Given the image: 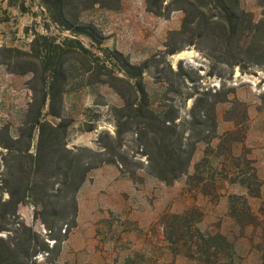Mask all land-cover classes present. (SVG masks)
<instances>
[{
	"label": "rangeland",
	"instance_id": "374dc122",
	"mask_svg": "<svg viewBox=\"0 0 264 264\" xmlns=\"http://www.w3.org/2000/svg\"><path fill=\"white\" fill-rule=\"evenodd\" d=\"M239 2L256 21L264 19V0ZM182 18L179 11L158 17L145 0H122L117 9L96 7L82 15L104 34L102 48L148 66L144 84L152 105L168 118L178 117L185 147L196 145V151L188 175L165 183L149 175L139 143L126 135L125 168L139 170L142 180L132 181L117 165L92 171L78 193V214L67 221L68 232L52 234L64 240L58 255L31 199L21 204L22 219L49 244L50 254L39 255L38 264H264V65L244 71L218 65L194 46L170 55ZM39 34L57 43L72 36L51 20L40 0H0L1 49L29 52ZM78 39L99 53L89 38ZM32 78L0 66V127L14 136L33 99ZM43 84L42 78L33 84L38 98ZM66 88L68 148L100 150L103 134L115 135L113 108L122 100L74 68ZM198 98L208 104L192 113ZM192 117L203 124L192 129L184 123ZM3 154L0 150V172Z\"/></svg>",
	"mask_w": 264,
	"mask_h": 264
},
{
	"label": "trees",
	"instance_id": "16d2710c",
	"mask_svg": "<svg viewBox=\"0 0 264 264\" xmlns=\"http://www.w3.org/2000/svg\"><path fill=\"white\" fill-rule=\"evenodd\" d=\"M40 1L51 20L72 36L57 43L39 34L29 52L0 48V66L5 65L12 74L33 75L30 82L33 99L18 135L14 136L9 127H0V150L4 152L0 172V264H38L39 255L50 254L49 244L18 212L28 199L35 208V218L55 241L58 255L64 240L52 234L68 232L67 221L76 219L78 214V193L92 171L104 165H117L132 181L142 180L139 170L125 168L128 157L122 150L126 135L132 134L139 143L148 162L149 175L165 183L188 175L196 151V145L190 151L185 147L184 135L178 133V117L168 118L167 112L152 105L144 84L148 66L133 65L121 52L102 48L104 34L96 25L82 20L85 12L96 7L117 9L122 0ZM145 2L148 11L158 17L176 11L183 13L180 30L173 34L178 36V43L170 48V55L194 46L218 65L239 67L242 71L249 66L263 67L264 19L256 21L252 13L241 8L239 0ZM78 36L89 38L99 53L86 48ZM72 68L82 72L90 83L108 85L123 102L122 106L113 108L115 135L104 133L98 151L68 148L72 123L64 116L63 103ZM46 73H49L47 79ZM39 78L44 83L40 98L33 86ZM204 103L208 104L198 98L192 113ZM48 116L59 122H50ZM184 123L192 129L203 124L193 117Z\"/></svg>",
	"mask_w": 264,
	"mask_h": 264
}]
</instances>
